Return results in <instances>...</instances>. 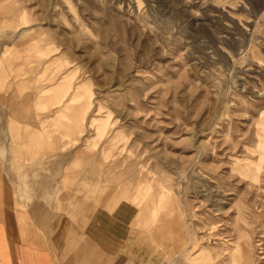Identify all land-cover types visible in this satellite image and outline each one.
Returning a JSON list of instances; mask_svg holds the SVG:
<instances>
[{
  "label": "rangeland",
  "instance_id": "obj_1",
  "mask_svg": "<svg viewBox=\"0 0 264 264\" xmlns=\"http://www.w3.org/2000/svg\"><path fill=\"white\" fill-rule=\"evenodd\" d=\"M0 181L143 207L147 264H264V0H0Z\"/></svg>",
  "mask_w": 264,
  "mask_h": 264
},
{
  "label": "crops",
  "instance_id": "obj_2",
  "mask_svg": "<svg viewBox=\"0 0 264 264\" xmlns=\"http://www.w3.org/2000/svg\"><path fill=\"white\" fill-rule=\"evenodd\" d=\"M7 190L0 181V264H147L150 260L145 238L133 227L139 216L137 226L155 228L143 207L138 215L127 205L114 211L98 209L77 226L64 214L42 207L21 210ZM199 254L204 260L206 252L196 257Z\"/></svg>",
  "mask_w": 264,
  "mask_h": 264
},
{
  "label": "bare ground",
  "instance_id": "obj_3",
  "mask_svg": "<svg viewBox=\"0 0 264 264\" xmlns=\"http://www.w3.org/2000/svg\"><path fill=\"white\" fill-rule=\"evenodd\" d=\"M105 121H100V122H98V127H97V134L100 136L102 133H103V131H104V126H105ZM99 136H97V137H99ZM102 137V136H101ZM242 250H243V246H241V244H238V245H236V248L234 249V255H238V254H240L241 252H242ZM232 256V255H231Z\"/></svg>",
  "mask_w": 264,
  "mask_h": 264
}]
</instances>
